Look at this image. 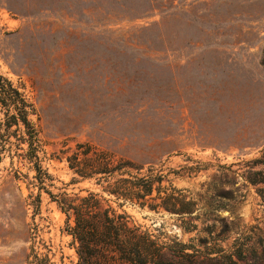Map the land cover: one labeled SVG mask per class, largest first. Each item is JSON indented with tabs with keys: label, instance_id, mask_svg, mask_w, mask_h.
I'll list each match as a JSON object with an SVG mask.
<instances>
[{
	"label": "rangeland",
	"instance_id": "374dc122",
	"mask_svg": "<svg viewBox=\"0 0 264 264\" xmlns=\"http://www.w3.org/2000/svg\"><path fill=\"white\" fill-rule=\"evenodd\" d=\"M0 73L33 103L52 193L99 191L65 160L90 143L161 169L197 204L192 216L117 207L131 222L264 264V183L247 178L264 148V0H0ZM8 139L0 264H74L65 215L44 191L37 204Z\"/></svg>",
	"mask_w": 264,
	"mask_h": 264
},
{
	"label": "trees",
	"instance_id": "16d2710c",
	"mask_svg": "<svg viewBox=\"0 0 264 264\" xmlns=\"http://www.w3.org/2000/svg\"><path fill=\"white\" fill-rule=\"evenodd\" d=\"M33 111V103L21 87L0 73V138L5 145L15 133L17 148L22 150L19 155L34 171L37 204L44 191L65 215V231L76 254L74 264H251L242 248L229 253L223 249L200 251L189 243L164 241L131 222L124 210H118L124 204L162 208L179 216H192L197 204L184 189L164 179L161 169L149 166L143 171V165L90 143H77L65 160L76 175L94 180L99 191L52 193L47 188L51 176L42 165V143L30 119ZM252 163L261 168L250 170L248 180L264 183V148ZM191 227L196 226L184 224L185 229Z\"/></svg>",
	"mask_w": 264,
	"mask_h": 264
}]
</instances>
